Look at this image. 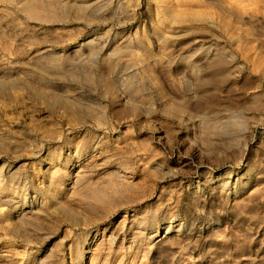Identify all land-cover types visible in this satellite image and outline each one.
<instances>
[{
	"label": "rangeland",
	"instance_id": "obj_1",
	"mask_svg": "<svg viewBox=\"0 0 264 264\" xmlns=\"http://www.w3.org/2000/svg\"><path fill=\"white\" fill-rule=\"evenodd\" d=\"M260 91L264 0H0V264H264Z\"/></svg>",
	"mask_w": 264,
	"mask_h": 264
},
{
	"label": "bare ground",
	"instance_id": "obj_2",
	"mask_svg": "<svg viewBox=\"0 0 264 264\" xmlns=\"http://www.w3.org/2000/svg\"><path fill=\"white\" fill-rule=\"evenodd\" d=\"M261 91H263L262 89H261ZM261 91H260V93H261ZM259 93V94H260ZM262 93H264V92H262ZM262 93H261V95H262ZM258 95V93L255 95V96H257ZM263 96H264V94H263ZM255 100H253L254 102H252V104H251V106H252V110H253V112L255 113H264V103L262 102L263 101V99L261 98V97H255L254 98ZM250 106V105H249ZM250 106V107H251ZM246 109H248V108H246ZM247 111V110H246ZM250 112V111H249ZM252 112V111H251Z\"/></svg>",
	"mask_w": 264,
	"mask_h": 264
}]
</instances>
